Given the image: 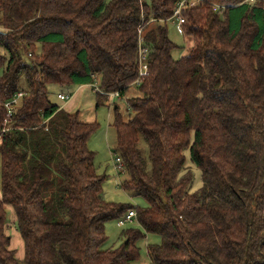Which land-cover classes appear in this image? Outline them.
Masks as SVG:
<instances>
[{
	"label": "trees",
	"instance_id": "obj_1",
	"mask_svg": "<svg viewBox=\"0 0 264 264\" xmlns=\"http://www.w3.org/2000/svg\"><path fill=\"white\" fill-rule=\"evenodd\" d=\"M179 1L0 0V264H132L145 235L161 240L146 248L150 264H264V0L184 10L192 45L174 59L166 25ZM94 84L96 107L138 89L132 117L115 107L112 126L120 188L145 207L103 199L87 147L98 125L48 98L51 86ZM186 152L201 173L194 192ZM128 211L144 233L103 250L105 224Z\"/></svg>",
	"mask_w": 264,
	"mask_h": 264
},
{
	"label": "rangeland",
	"instance_id": "obj_2",
	"mask_svg": "<svg viewBox=\"0 0 264 264\" xmlns=\"http://www.w3.org/2000/svg\"><path fill=\"white\" fill-rule=\"evenodd\" d=\"M167 33L169 40L176 46V50L172 53L174 59H179L186 55L188 48L191 47V38L178 33L175 26L167 24ZM1 74V70H0ZM94 85L72 87L64 89L51 86L48 88V98L50 102L59 106L64 112L69 114H78L80 121L85 123H96L97 130L90 136L87 147L95 154L94 165L98 174L106 177L103 183L102 196L108 202L120 203L134 208L145 207L146 203L139 197H132L129 193L120 188V183L125 179L124 174L116 170L115 160L118 158L116 150V133L112 126L114 121V108L118 109V114L123 121H128L132 117V112L128 108V101L137 97L138 89L136 86H130L122 97H108L101 101L100 106L96 107V96L92 90ZM76 92V93H75ZM59 93H67L70 98L60 101L57 99ZM75 94V95H74ZM138 150L143 158L148 162V147L142 137L139 138ZM186 165L190 168L193 177V185L191 191L194 192L201 187V173L189 160L188 152L185 153ZM6 222L8 225V235L10 236V248L16 251V258L22 260L23 245L19 234L16 232L14 225V216L12 212L6 208ZM126 215V214H125ZM124 215V216H125ZM124 216L120 219H123ZM109 221L105 224V235L107 241L102 245V249L118 247L123 241L122 232L129 229H139L144 233L143 229L137 223L136 218L131 222H125L121 227L117 225L120 220ZM160 238L156 235H145V237L137 243L139 248V258L132 264H150L147 256L146 248L148 245L160 244Z\"/></svg>",
	"mask_w": 264,
	"mask_h": 264
},
{
	"label": "built area",
	"instance_id": "obj_3",
	"mask_svg": "<svg viewBox=\"0 0 264 264\" xmlns=\"http://www.w3.org/2000/svg\"><path fill=\"white\" fill-rule=\"evenodd\" d=\"M201 2H203V0H180L177 3L175 9L173 10L170 18H168L167 23L175 26L177 31H178V33L184 34V32H183V24L185 23V20L182 17V12L184 10H186V9H191V8L197 7V5L201 4ZM218 10L219 9L216 6L213 8L214 12H216ZM139 34H140V32H139ZM143 53H144V51L141 50L140 51V57L142 58L141 60H144V58L142 56ZM143 62H141V64H140L139 77H143V76H146L148 74L147 66ZM138 81H139V79H137L136 82L138 83ZM93 89H94L95 92H98V88H97L96 84H94ZM21 97H22V94L18 93L12 101L5 103L4 107L6 108V116H7V118H10L12 116L13 108L17 104L18 100ZM110 97H116V96L115 95H110ZM69 98H70V96L68 94H66V93H61V94L57 95V99L60 100V101L68 100ZM115 162H116L115 168L122 171L123 163L121 162V160L119 158H117L115 160ZM135 216L136 215H135L134 211H128L126 213V215L124 216V218L120 219L117 222V225L119 227H121V226H123L125 224V222H131L135 218Z\"/></svg>",
	"mask_w": 264,
	"mask_h": 264
},
{
	"label": "crops",
	"instance_id": "obj_4",
	"mask_svg": "<svg viewBox=\"0 0 264 264\" xmlns=\"http://www.w3.org/2000/svg\"><path fill=\"white\" fill-rule=\"evenodd\" d=\"M183 56H184V55H183ZM64 90H65L67 93H69L68 90H67L66 88H65ZM67 93H66V94H67ZM75 93H76V92H75ZM59 94H61V93H59ZM69 94H70V93H69ZM70 95H71V94H70ZM74 95H75V94H74Z\"/></svg>",
	"mask_w": 264,
	"mask_h": 264
}]
</instances>
